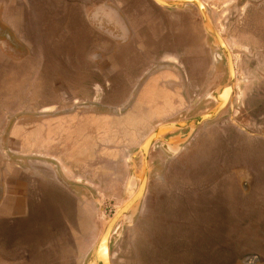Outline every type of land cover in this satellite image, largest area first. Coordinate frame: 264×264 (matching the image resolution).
I'll use <instances>...</instances> for the list:
<instances>
[{"label":"crops","instance_id":"crops-1","mask_svg":"<svg viewBox=\"0 0 264 264\" xmlns=\"http://www.w3.org/2000/svg\"><path fill=\"white\" fill-rule=\"evenodd\" d=\"M199 1L216 31L217 23L212 21H220V12L227 31L239 23L237 36L223 38L230 48L237 79L235 92L224 112L231 108L236 119L255 122L264 109V0ZM55 12L59 14L56 19ZM110 18L115 25V38L105 31L103 36L95 33L90 27L95 21L100 24L109 22ZM0 21L5 22L24 48L30 46L32 53L34 46L29 43L37 42L41 46V41L48 39L44 33L40 34L46 25L44 21H65V30L68 26L74 28L65 32L67 41L74 44L63 46L70 49L74 60L81 59L84 63L78 71L69 68L67 76L65 70L55 66L24 67L31 59L43 63L45 56L38 46L35 56L27 55L14 63L0 53V80L3 81H0L3 97L0 99V264L64 261L67 250L87 241L91 215L87 197L93 194L89 186L96 187L97 192L99 183L103 185L105 163L125 160L123 155L140 147L155 124L171 119L184 122L212 109L211 93L221 84L213 83L210 87V83L213 76L221 74L222 59L217 57L215 42L205 31L194 5L166 8L153 0H38V3L0 0ZM169 35L175 39L173 42L168 41ZM91 36L101 43L96 45L90 41ZM86 41L90 45L79 44ZM164 47H172L173 53H161ZM98 51L102 56L107 53L108 57L92 63L90 56ZM1 63L15 64L16 69L11 70L16 72L5 70ZM24 73V82H9L14 76L22 78ZM241 75L243 81L238 80ZM26 84H31L29 89H23ZM11 91L19 93L15 101L10 97ZM13 105L17 109L11 113L6 107ZM209 105L212 107L204 112ZM147 121H153L148 128ZM227 124L218 133L210 127L204 130L203 139L208 140L211 135L229 145L233 132L244 133L242 126L232 125L231 120ZM136 136L141 138L129 147L128 142ZM201 148V157L209 158L203 160L208 172L222 168L220 162L232 159L235 154H238L237 160L232 165L226 161L224 165L229 170L246 171L245 159L248 154H255L254 150L240 148L236 152L237 147L228 150L227 146L214 149L199 146L194 151L179 146L176 151L169 148L165 154H181L185 150V153L197 154ZM209 155H217L221 161L212 162ZM263 163L259 162L255 171L264 170ZM195 165L161 162L160 170L173 169L176 174L169 172L159 179L157 197L165 194L168 196L165 204L176 203L173 200L181 194L173 189L175 178H179L177 187H183L186 193L198 189L203 182L194 183V178L190 179L196 176ZM228 173L224 172L225 177L219 179L234 186L233 194L225 200L231 206L228 208L225 204V213L236 212L233 223L243 231L246 223L238 220V203L240 207L247 206L248 200L255 196L253 200L262 201L263 193L253 189L261 186L259 176L263 174L253 172L248 179L244 174L235 178ZM234 206L237 208L232 210ZM237 225L233 224L234 228ZM260 233L264 235L263 230ZM257 235L256 231V237L251 235V240ZM168 237L166 241L173 243L174 239ZM262 241L255 245V242L230 241L226 245L229 262L240 260L246 264L245 258L251 255L256 257V264H264V238ZM184 244L181 248L175 247L173 252L170 246L162 247V251L170 250L171 253L163 252L167 259L176 256L179 260L189 257L193 261L194 250Z\"/></svg>","mask_w":264,"mask_h":264},{"label":"rangeland","instance_id":"rangeland-1","mask_svg":"<svg viewBox=\"0 0 264 264\" xmlns=\"http://www.w3.org/2000/svg\"><path fill=\"white\" fill-rule=\"evenodd\" d=\"M221 13L222 12L219 13L220 21H212L213 23H217H215L218 30L217 33L221 36V38L232 35L237 36L236 34H238L240 31L239 23L235 24L233 27H231V29L228 27V30L230 31H227L225 29V21H223V13ZM57 17L58 14L54 13V18ZM50 33L56 34V41H60V43L57 42L56 45L54 44L58 51L55 49L51 50L49 54H46L43 50L45 49L44 44L38 46L35 43H29V45L32 44L34 46V51L32 53L30 46L27 48L25 47L28 50V55L35 56V46H38L40 52L43 56H45V58L42 64H38L35 59H31L29 62L23 64L24 67L37 65H47L52 67L55 66L59 68L58 70H65L68 76L69 68H75V70L78 71L81 66H84V63L81 59H79V61L74 60L72 53L68 51L70 49H66V47L63 46L69 44L71 47V45L74 44L67 41L64 35L63 27L61 28L60 32H58V30H51ZM167 38L168 41L172 40L171 35H169ZM174 40H172V42ZM177 40L180 39L178 38ZM45 44L47 45V43ZM51 44L52 43L50 42V45ZM79 44L83 47H86L88 44L90 45V42H80ZM61 46H63L64 50L66 49L65 52L62 51ZM46 49L49 48L46 47ZM166 52L173 53V51L169 50H166ZM97 53L100 52L98 51ZM216 53L217 55L219 54L222 56L217 48ZM107 57V53L103 54V59ZM222 59L223 68L220 71L221 74L211 78L210 87L213 85V83L215 86L217 84H221V86H223L228 82L227 62L225 57L222 56ZM13 65L15 64L1 63V67H4L5 70L8 71L11 69H16L13 67ZM12 72L14 73L16 70ZM77 73L76 75L80 77ZM15 75H17V73H15ZM21 76L23 77L16 78V76H14L9 80V82L14 84L20 82L21 80L24 82L26 74L24 73ZM0 77H2V75ZM243 78L244 77L241 75L238 77V80L243 81ZM27 80L30 83L32 81L30 77H28ZM235 81H237V79ZM1 83H3V81H1ZM30 86L31 84H26L25 88L23 89H29ZM10 93V97H12L15 101L19 93H16L15 91H11ZM1 94L2 93L0 92V99L3 98ZM24 94H26V92ZM19 97H23V94H20ZM215 106L216 103L214 102V107ZM211 107L212 106L209 105V108H205L204 112L209 110ZM6 109L8 111L10 110L9 112H14L17 108L13 105L6 107ZM229 112H231V114H229ZM230 120L232 125L242 126L244 133L240 134L239 131L236 133L233 132L234 134L231 135L232 140H230L231 143L229 145L225 140H222L218 137L215 138L211 135L208 137V140L203 139L202 135L204 130L210 127L211 129H217L218 133L221 128H225L224 126L228 127L227 122ZM149 122L150 121H147V128L153 123V121L150 123ZM180 122L182 121H174L172 119L169 121L159 122L155 124L151 133L164 125ZM197 129L198 132H196ZM197 129H195L191 134L192 138L189 137L187 141L182 144L180 141L187 138L190 134L189 128L164 130L162 133H160V138H158L152 145L148 157L149 171L147 191L145 192V195L137 210H135L133 213V217L130 219L127 217H122L113 229L109 240V254L111 264H231L229 262V253L226 246L230 241H242L248 244L255 242L253 245L257 243H263L262 240L264 235L261 236L260 232L263 230L264 233V197L261 198L262 201L260 203L257 200H253L256 196L252 197V199L248 200L247 206L244 205V207H240L238 203L237 215L238 218L241 219L238 220L239 222L242 221L241 224L246 223L243 231L240 226V231L239 226L233 223V221H235L234 219H237V217H233V214H236V212H233L231 215L225 213L224 209L225 204H228V208H231L229 202H225V200L229 194H233L234 186H229V184H227L229 181L227 180L222 181L221 179V181H219V179L225 177L224 172H230L231 174L228 173V175L235 178L240 174H244V176H247L248 179H250L253 172H258L257 174L262 173L263 175L259 176V179L261 180V186H257V188L255 187L253 190L258 194L263 193L264 195V170L255 171V168H257L259 165L258 163L264 162V109L262 111V115L258 116V119L255 122H243L242 118L236 119L234 111H231V108L230 111L228 110V112H224L223 110L214 120L202 124ZM232 131L236 130L234 129ZM246 133H253L256 136L249 137L245 135ZM140 138L141 137L136 136L135 139L129 141V147H133ZM177 144L179 146H186L188 149L192 148L193 151L199 146L208 148L210 147L211 149H214L216 146H227L228 150L229 148L233 150L237 147L235 150L236 152H240V148H242L248 152H252L254 150L255 154L251 156L248 154V157L245 159V161L247 160L248 163V168L246 171L234 169L229 170V168L224 165V162L227 161L226 159V161L222 160V162H220L222 168L218 167L215 171L211 170L208 172L205 169V165L203 166V160L206 161L209 158L207 159L205 157L203 159V157H201L202 154L200 152L202 148L199 152H197V154H193V152L185 153L186 150L181 154H165V147L167 145L176 146ZM138 150L139 146L134 150V152H129L127 155H123L125 160L123 159L121 163L116 161L105 163V174L102 179L103 185L101 186L99 183L97 192L96 187L93 185L89 186V189L93 194L91 195L90 193L87 197L89 213L91 214L88 218V232L86 237L87 241L83 242L78 247H73L71 250H67L68 256L67 259L64 260L65 262L57 259L53 262L49 261L47 264H88L93 248L107 220L112 218L116 210L119 209L138 190L141 177L144 172L142 156ZM237 155L238 154H235L232 159H229L227 161V165H232V161L235 162L237 160L235 158ZM209 157L212 158V162L221 161V159H217V155H209ZM163 161H169L174 164L177 162L195 163L196 168L194 172L196 176H192L190 179L193 180L194 178L196 181L194 183H203L198 189H194L193 192L186 193V190L183 187H177V181L179 178H175V181L173 182V189L176 192H180L181 195L178 196L179 199L173 200L176 202H173V205L165 204L164 200H167V195L164 194L162 197H157V192L160 188L159 179L162 177L165 178L169 172L176 174V171L173 169L160 170L159 165ZM90 173L91 171H89V175ZM203 179L207 180L204 181ZM212 195L214 196L212 197ZM96 199L98 200L97 202L95 201ZM161 200H163L162 204ZM236 208L237 207L234 206L232 210H235ZM233 224L237 225L238 228H234ZM161 227L163 229H161ZM256 231L258 233V239L256 238L257 241H255L256 239L252 241L251 235L255 238ZM161 235L162 237L164 236V238H162ZM167 235H170V237ZM166 237L174 239V242L172 243L166 241ZM175 239L177 240L175 241ZM184 243L189 245V248L194 250L195 253L193 252V254L195 255V258L193 257V261L189 259V257H184L182 260L176 259V256L172 260L165 257V253L169 252L170 250L166 249V251H162L164 247L168 248L170 246L169 249H171V252H173L175 247L181 248V246L185 245ZM205 245L208 246L205 247ZM233 264L242 263L239 260V262L235 261Z\"/></svg>","mask_w":264,"mask_h":264},{"label":"water","instance_id":"water-1","mask_svg":"<svg viewBox=\"0 0 264 264\" xmlns=\"http://www.w3.org/2000/svg\"><path fill=\"white\" fill-rule=\"evenodd\" d=\"M153 1L166 8H179V7H184L186 4H191L198 9L205 31L207 32V34H209L210 37L213 38L216 48L218 49L220 54L226 59L228 82L211 93V98L216 103V106L212 110L208 111L207 113L201 116L195 117L185 122L164 125L156 129L153 133H151L141 144L138 152L142 156L144 172L142 174L138 190L119 209L116 210L112 218L107 220L93 248L88 264H111L110 254H109L110 236L113 232L115 225L122 217H127L129 219L133 217V213L135 212V210H137L138 206L140 205V202L142 201L145 195L147 183H148L149 152L154 142L158 138H160V133H162L164 130L189 128L190 134L188 135V137L180 141L181 144L184 143L185 141H187L189 137H191V134L194 132L195 129H197L199 126H201L206 122L214 120L225 109L233 93L235 92L236 78H235V69H234L231 53L229 52L221 36L211 25L202 3L199 0H176L172 2H166L163 0H153ZM225 93H227L226 98L224 97ZM176 147H179V145L178 144L176 146L167 145L165 148L166 150H169V148H173V150L176 151ZM172 154H176V153L172 152Z\"/></svg>","mask_w":264,"mask_h":264},{"label":"flooded vegetation","instance_id":"flooded-vegetation-1","mask_svg":"<svg viewBox=\"0 0 264 264\" xmlns=\"http://www.w3.org/2000/svg\"><path fill=\"white\" fill-rule=\"evenodd\" d=\"M35 3H38V0H35ZM185 6H193V5L186 4ZM93 13H96V11H93ZM58 16H59V14H58ZM54 19H56V18H54ZM108 20H109V22L107 20L105 22L101 21L100 24H99L98 21H95L94 25H90V23H89V25H90V27L92 29H95L94 30L95 33H98V34L103 36V33L105 31V32H108L110 37L115 38V37H113V35L115 36V25H113L112 22H111L112 18H110ZM44 22H45L46 25H45L44 29L42 30V32H40V34L44 33L45 35H47L48 39L42 40L41 42H42V44H44L45 49H46V47L49 48V49H46V50L43 49L46 54H49L51 52V50H55L56 49L55 45H54L55 43H53V41H54V39L56 37V34H51L50 31L51 30L52 31L53 30L54 31L58 30V32H60L61 28L63 27L64 35H65L67 32L73 30L74 28H72V27L69 28V26H68V30L69 31L67 29L65 30V25H66L65 21H44ZM116 29H118V27H116ZM76 31H77V29H76ZM73 32H75V31H72V33ZM109 36L105 35L106 38H110ZM93 37L92 36H91V38L89 37L90 41H94V43L96 45H99L101 42L98 39H96L95 37L94 38ZM44 42L47 43L48 46ZM50 42L52 43L51 45H50ZM35 44L38 45L37 42H35ZM61 47H62V51L65 52L67 47H66L65 50H64L63 46H61ZM227 48H228V46H227ZM166 50L173 51L172 47H170L168 49L164 47V48L161 49V53H165ZM215 50H216V48H215ZM228 50L231 53L230 48H228ZM0 53L4 57H6V59H9V61L12 62V63H14L15 61H20V60L24 59L28 55V50L26 48H24V46L17 39L16 35L11 31V29L3 21H0ZM217 57H219V60L222 59V56H220L219 54L217 55ZM73 58H74V56H73ZM101 58L103 59L102 54L95 52L93 55L90 56V61L92 63L93 62L94 63H99L101 61L100 60ZM222 61H223V59H222ZM28 68L31 69V67H28ZM245 261H246V264H256V262H257L256 261V257L251 256V255L247 256L245 258Z\"/></svg>","mask_w":264,"mask_h":264},{"label":"bare ground","instance_id":"bare-ground-1","mask_svg":"<svg viewBox=\"0 0 264 264\" xmlns=\"http://www.w3.org/2000/svg\"><path fill=\"white\" fill-rule=\"evenodd\" d=\"M226 96H227V93L224 94V97H225V98H226Z\"/></svg>","mask_w":264,"mask_h":264}]
</instances>
